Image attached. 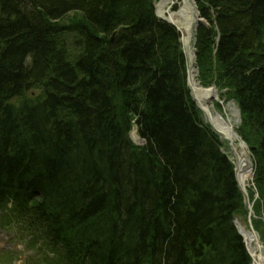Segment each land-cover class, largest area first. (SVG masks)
Returning a JSON list of instances; mask_svg holds the SVG:
<instances>
[{
	"label": "trees",
	"instance_id": "16d2710c",
	"mask_svg": "<svg viewBox=\"0 0 264 264\" xmlns=\"http://www.w3.org/2000/svg\"><path fill=\"white\" fill-rule=\"evenodd\" d=\"M153 1L0 0V212L62 264H250L233 225L247 212L233 166L189 96L179 34ZM194 1L199 82L227 90L239 109L259 232L264 0ZM70 13L83 23L60 29ZM133 125L143 147L128 137Z\"/></svg>",
	"mask_w": 264,
	"mask_h": 264
},
{
	"label": "bare ground",
	"instance_id": "6f19581e",
	"mask_svg": "<svg viewBox=\"0 0 264 264\" xmlns=\"http://www.w3.org/2000/svg\"><path fill=\"white\" fill-rule=\"evenodd\" d=\"M177 5L178 9L172 11L173 6ZM156 13L162 18H166L168 21L177 25L178 32L181 34L182 47L184 50L185 58H188L187 64V84L190 91V95L197 105L200 111L201 117L215 133H217L222 139V149L224 142L229 146V155L231 161L235 167L236 179L240 190L244 195V199L247 198L249 177L252 172V163L248 156L247 148L243 145V140L236 135L232 121L234 125L239 126V117L236 108L233 105L222 103L225 115L220 114L215 107V104L219 102V93L214 86L204 87L197 80V73L195 66L192 63V47H193V21L195 19L196 10L192 0H157L156 1ZM234 110V111H233ZM234 118L232 119V116ZM135 128L133 125L131 130ZM130 130V131H131ZM132 135L136 136L135 131H132ZM140 138V137H139ZM133 137L134 142L137 140ZM249 149V148H248ZM247 212L250 210V204H245ZM239 231L243 235L247 249L252 258V264H264V254L261 252L260 239L253 232L243 227L237 222Z\"/></svg>",
	"mask_w": 264,
	"mask_h": 264
},
{
	"label": "rangeland",
	"instance_id": "374dc122",
	"mask_svg": "<svg viewBox=\"0 0 264 264\" xmlns=\"http://www.w3.org/2000/svg\"><path fill=\"white\" fill-rule=\"evenodd\" d=\"M173 7H176L175 10H173V8H172V11L173 12L178 9L177 5H175ZM155 9H156V4H155ZM77 22L78 23H83L82 18L80 16H76V14L70 13V14L66 15L62 20H60L58 22V26H59L60 29L63 28V27H71L72 25H74ZM177 25L174 26L175 30H178ZM178 34H179V41H180V44H181V50H182V52H184L183 47H182V42L183 41H181V39H180L181 38V34L179 32H178ZM62 36H64V32L62 34V31H61L60 37H62ZM64 38H66L67 41H68V43H66V45H67L66 51L68 52V54L69 55H72V54L77 53L78 48H76V46L74 44V40H76L75 38H77V37L76 36L75 37H72L70 35H67ZM186 63L188 64V58H186ZM194 68L196 70L197 80L199 82V77H200L199 69L197 67H194ZM186 72H187V70H186ZM211 74H214L213 73V69L211 71ZM186 79H187V73H186ZM206 87H208V86H206ZM216 89H217V92L219 93V99H218L219 102L215 104L216 110L220 114L225 115V111L223 109V106L224 105L222 103L224 102L225 104H228L229 103L230 105H233L232 104L233 101L229 98V96L227 94V90L220 89V88H217V87H216ZM26 95L29 96L30 98H34L36 95H38V93L36 94L35 92L30 91V94H26ZM26 95L22 98V100H21V101H23L22 103H27V100H29V98H27ZM234 108H235V106H234ZM231 116H232V119H233L234 116L233 115H231ZM202 121L204 122L203 119H202ZM232 123H233L234 130H236V126L234 125V120L232 121ZM128 137H129V139L131 138L130 131L128 133ZM223 150L229 156V158L231 159V157H230L231 154L229 155V152H228V150L230 151V149H229V146H228V144L226 142H224ZM248 156L250 158V162L252 163L253 161L251 159V155L249 154V152H248ZM248 183H249L248 184L249 185L248 188L250 189V194H249L250 195V198H251L250 201H251V203L253 205L252 208H253V211H254V209L256 207L261 206V200L259 198V195H258V193L256 191V188L254 186V183H253V171L251 172V175L249 177ZM243 199H244V195H242V202H243V206H245L244 203L247 204L248 203V199L246 198L244 201H243ZM257 218H259V217H257ZM239 219H240V221H242V226L243 227H245V228L248 227V220H247V216L246 215H245L244 218H239ZM262 219L263 218H260V220H261V222L263 224H259L258 225V229L259 230L258 229L257 230L259 231L258 233L263 232V234H264V221H262ZM262 240H263V237H262ZM263 243H264V240H263ZM0 244H1V248L4 249V250L13 249L15 247L14 246V244H15V238L9 237L4 231H2L0 229ZM25 256H26L25 253H19L18 256H17V261L14 264H23V259H24ZM0 264H2V261H0Z\"/></svg>",
	"mask_w": 264,
	"mask_h": 264
},
{
	"label": "water",
	"instance_id": "95a60500",
	"mask_svg": "<svg viewBox=\"0 0 264 264\" xmlns=\"http://www.w3.org/2000/svg\"><path fill=\"white\" fill-rule=\"evenodd\" d=\"M193 1V0H192ZM193 4H194V6H195V3H194V1H193ZM196 7V6H195ZM196 9V8H195ZM156 14V16L157 17H159L160 19H162V20H164V21H166V22H168V23H170L171 25H172V22H170V21H168L167 19H165V18H162V17H160L159 15H157V13H155ZM203 23V21H202V19H201V17H200V15H199V13L197 12L196 13V15H195V19H194V21H193V35L195 36V30H196V28H197V26L199 25V24H202ZM194 41H195V39L193 40V48H192V63H193V65L195 66V53H194ZM187 73V72H186ZM188 74V73H187ZM186 83H187V79H186ZM187 86H188V84H187ZM192 98V97H191ZM239 112V111H238ZM239 116V115H238ZM131 138H132V140H133V137L135 138V139H137V135L136 136H134V135H132V132H131ZM139 138V137H138ZM134 141V140H133ZM135 144H137V145H144V141L142 140V139H140L139 138V140H137V142H134ZM243 143V145L247 148V146L245 145V143L244 142H242ZM235 178H236V174H235ZM233 224H234V226H235V228H236V230H237V233H238V235L241 237V239H242V241H243V244H244V246H245V248H246V250H247V252L249 253V251H248V249H247V245H246V242H245V239H244V237H243V235L241 234V232L239 231V228H238V226H237V222H236V220H234L233 221ZM252 232L256 235V236H258V234L256 233V232H254L253 230H252ZM261 252L264 254V248L262 247L261 248ZM249 255H250V253H249Z\"/></svg>",
	"mask_w": 264,
	"mask_h": 264
}]
</instances>
